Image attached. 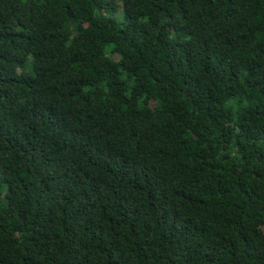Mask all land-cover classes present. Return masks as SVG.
I'll use <instances>...</instances> for the list:
<instances>
[{
	"label": "trees",
	"instance_id": "16d2710c",
	"mask_svg": "<svg viewBox=\"0 0 264 264\" xmlns=\"http://www.w3.org/2000/svg\"><path fill=\"white\" fill-rule=\"evenodd\" d=\"M0 264H264V0H0Z\"/></svg>",
	"mask_w": 264,
	"mask_h": 264
}]
</instances>
